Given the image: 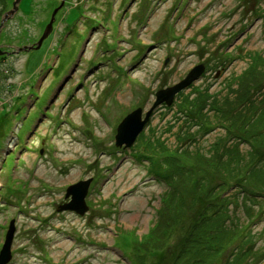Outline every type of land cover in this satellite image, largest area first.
<instances>
[{
	"label": "rangeland",
	"instance_id": "rangeland-1",
	"mask_svg": "<svg viewBox=\"0 0 264 264\" xmlns=\"http://www.w3.org/2000/svg\"><path fill=\"white\" fill-rule=\"evenodd\" d=\"M14 1L5 0V7L11 9ZM61 4L22 0L4 23L1 48L37 46ZM260 56L264 0H67L41 48L16 52L2 65L0 251L11 221L16 228L7 264H170L178 259L181 228L170 221L164 229L165 216L158 212L178 205L186 223L190 210L200 206L202 211L208 204L204 196L202 204L194 203V195L206 192L185 184L167 195V185L133 156L137 142L159 137L171 148L190 143L178 138L187 132L179 110L190 103H183L185 97L193 102L200 92L236 97L231 93L239 77ZM199 64L206 66L202 78L171 106L157 107L131 147H118L123 120L139 109L145 119L156 93ZM254 85L246 87L245 116L251 103L258 107L255 117L264 109V89L258 92L261 84ZM256 132L258 144H264V126ZM221 133L217 126L201 145L207 150ZM88 179H93L88 213L60 212L69 201V185ZM261 202L262 207L250 203L252 214H258L253 220L238 214L235 228L226 233L229 243L203 264H264V198Z\"/></svg>",
	"mask_w": 264,
	"mask_h": 264
},
{
	"label": "trees",
	"instance_id": "trees-1",
	"mask_svg": "<svg viewBox=\"0 0 264 264\" xmlns=\"http://www.w3.org/2000/svg\"><path fill=\"white\" fill-rule=\"evenodd\" d=\"M6 5L5 0H0V25L4 13L7 12V10L5 11ZM10 57L8 55L0 56V79L3 78L1 76L5 60ZM239 78L238 88L231 93L237 96L232 99L226 96L210 97L203 92H200L194 102L185 97L183 103H190L181 106L179 110L184 112L187 132L181 131L178 138L187 139L190 143L171 148L165 143V140L159 137H150L145 138L144 142L140 144L137 142L135 147L133 156L140 163H147L148 174L167 185L169 189L167 195L171 196L177 190L185 188L183 187L185 184L206 192V194L200 193V196L194 195V203L202 204L199 202V198L204 196L208 200V204L203 206L202 211L199 210L200 206L198 210H190L189 215L187 214L188 219L185 220L186 223L181 222L184 220V208L178 205L175 210L167 209L165 211L163 208L158 212L161 218L165 216L164 229L170 228V221H172L173 226L181 228L183 233L180 241L182 243L179 252L180 261L178 262V258L173 261L174 264H203L208 254L216 253L217 250L223 248L221 246L229 243L226 240V233L232 231L231 228L234 226L232 222L235 218L238 219L239 213L245 217L246 221L247 219L251 220L258 214H252L254 208L250 203L262 207L264 151L261 149L264 144H258L261 135L256 131L264 126V109H259V114L256 117L253 113V109L258 108L256 103L250 104L252 109L249 110L250 112L248 111V115L245 116L242 111L246 109L243 106L248 100L245 95L249 94L246 87L261 84L258 92H262L264 89V85H262L264 82V57H258L255 64L250 66ZM261 98L262 102L264 93ZM226 106H229V109L237 110L238 108L239 113H235V116L231 115L230 111H226ZM206 107L209 108V113L204 111ZM191 109L195 111L194 114H191ZM210 112H214L213 119ZM217 126L223 130V133L218 135L206 150L207 147H203L201 142ZM194 127L198 128L197 131H191ZM245 145H248L247 150L246 147H243ZM225 169L227 170L225 171ZM229 172L235 173V175H228ZM216 176L219 181L212 182L214 186H211V180ZM231 183L234 185L230 186ZM234 191L236 193H233ZM241 194L245 196H239ZM241 197L243 200L240 199ZM169 200L172 202L170 197ZM171 211H174L177 218L172 217ZM242 216L240 217L242 218ZM262 216L264 215L262 214ZM188 255L190 256L189 260Z\"/></svg>",
	"mask_w": 264,
	"mask_h": 264
},
{
	"label": "water",
	"instance_id": "water-1",
	"mask_svg": "<svg viewBox=\"0 0 264 264\" xmlns=\"http://www.w3.org/2000/svg\"><path fill=\"white\" fill-rule=\"evenodd\" d=\"M21 1L22 0L14 1L13 9L6 13L5 18L3 19V22L0 26V31L4 25V22L9 19V16L12 17L16 12L19 11ZM61 3L62 4L60 8H62L66 4V0H62ZM59 9L54 11L52 19L45 33L37 43V46L36 44L34 46L32 45L31 47L26 46L24 48L18 49L16 51L17 53H21L22 51H29L31 49L38 50L41 48L44 40L52 33L53 25L56 20V15ZM1 53L4 52H2L0 48V54ZM74 71L75 70L73 69L72 73ZM205 71L206 66H204L203 64H199L192 68L191 71L186 75V77L183 78L180 82L176 83L173 86L159 90L155 95L156 101L151 110L148 111V113L146 114L145 119L142 117V109L135 111L133 114H129L118 127V133L116 137L117 146L123 147L124 145H126V147H131L137 141L139 135L148 123L153 111L157 107L162 106L163 104L171 106L174 103L177 95H179L182 91L186 90L187 88L191 87L200 78H202ZM92 182L93 179H88L69 185L66 191V198L69 199V201L62 205L59 208V211H71L81 216L86 215L89 211V205L87 204V196L89 194ZM15 229L16 228L14 225V221H11L9 229L6 233L7 235L5 238L4 246L0 251V264H7L12 259L11 245L13 243L12 241L16 231Z\"/></svg>",
	"mask_w": 264,
	"mask_h": 264
},
{
	"label": "flooded vegetation",
	"instance_id": "flooded-vegetation-1",
	"mask_svg": "<svg viewBox=\"0 0 264 264\" xmlns=\"http://www.w3.org/2000/svg\"><path fill=\"white\" fill-rule=\"evenodd\" d=\"M13 8V6L11 7V9ZM7 9V12L9 11V10H11V9H9V7L8 8H6ZM5 9V10H6ZM19 9H20V6H19ZM14 16V15H13ZM12 16V17H13ZM10 20V18L8 19V21ZM2 22H3V19H2ZM4 23H6V21L4 22ZM2 24V23H1ZM1 26V25H0ZM3 27H4V25H3ZM2 27V28H3ZM3 29H1V31H2ZM1 31H0V33H1ZM1 45V44H0ZM0 48H1V46H0ZM1 50H2V52H4V53H1L0 54V56H4V55H8V56H13V55H16V49H3V48H1ZM4 54V55H3Z\"/></svg>",
	"mask_w": 264,
	"mask_h": 264
},
{
	"label": "bare ground",
	"instance_id": "bare-ground-1",
	"mask_svg": "<svg viewBox=\"0 0 264 264\" xmlns=\"http://www.w3.org/2000/svg\"><path fill=\"white\" fill-rule=\"evenodd\" d=\"M62 1V0H61ZM67 1V0H66Z\"/></svg>",
	"mask_w": 264,
	"mask_h": 264
}]
</instances>
